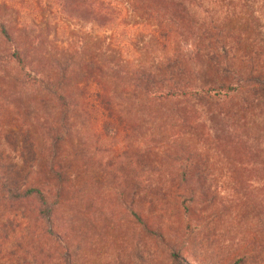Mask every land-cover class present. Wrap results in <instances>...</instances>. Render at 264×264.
<instances>
[{
  "label": "rangeland",
  "instance_id": "obj_1",
  "mask_svg": "<svg viewBox=\"0 0 264 264\" xmlns=\"http://www.w3.org/2000/svg\"><path fill=\"white\" fill-rule=\"evenodd\" d=\"M104 1L112 15L104 26L82 17V1L71 14L56 0L2 1L0 21L32 58L30 74L62 76L69 104L63 110L54 89L27 85L13 45L0 39V151L35 147L32 171L53 208L42 219L33 200L0 199V264H264V103L250 108L241 92L153 109L143 88L175 57L189 69L180 86L227 84V67L211 72L203 58L209 40L223 42L220 63L264 72V0L156 7L177 22L130 0ZM180 179L209 185L207 202L187 197L175 207L166 194L147 227L129 215L136 184Z\"/></svg>",
  "mask_w": 264,
  "mask_h": 264
},
{
  "label": "trees",
  "instance_id": "obj_2",
  "mask_svg": "<svg viewBox=\"0 0 264 264\" xmlns=\"http://www.w3.org/2000/svg\"><path fill=\"white\" fill-rule=\"evenodd\" d=\"M3 0H0V8L4 5ZM5 1V0H4ZM59 8L65 13H74V2L82 1V17L89 21L95 22L101 26L106 25L108 21H111V14L106 9L104 0H56ZM141 5L140 8L148 11V16L154 18H160L177 22V17L171 16L168 13L159 11L156 7L159 4L172 5V0H130ZM184 1V0H182ZM189 1L190 0H185ZM204 27V26H203ZM197 34L204 37L209 36L206 28L199 30ZM0 39L5 43L13 45V52L11 59L14 64L23 73V80L29 86L44 87L47 90H53L58 103L63 110L68 107V100L66 96V86L62 80V76L55 83L51 81H44L40 77H33L30 73V69H27L28 62L33 63L24 51L21 49L18 41L12 34V32L6 27L4 22L0 21ZM207 45L203 48L206 53L203 54V58L207 59L208 68L211 72H226L227 67V84L220 85L218 87H207L196 90L185 88V85H181V79L184 78L187 69L186 65L181 63V59L176 57L173 59H165V65L161 70L156 73L147 74L143 81V88H145V94L148 95L150 106L155 109L160 104H164L169 101L187 98H215L219 95H223L227 98H232L240 95L241 92L249 96L250 108H255L264 103V72L256 65H252L249 61L239 62L238 65L233 62L224 61L220 63L217 55L218 51L223 48V42L207 41ZM200 48V46H199ZM197 49V52L199 50ZM244 65V66H242ZM60 66V64H58ZM234 76V78L230 77ZM233 82V84H228ZM52 88V89H50ZM229 96V97H228ZM256 100V103H255ZM254 105V106H253ZM36 160L35 147H19L17 150L13 148V153L4 154L0 151V199H4L5 202L20 203L27 200H33L36 203L34 213L42 219H48L53 214V208L50 206V187L48 184L39 183L35 179L32 171L33 165ZM263 176H264V158H263ZM192 172V171H191ZM165 186V187H164ZM261 190L264 198V179L261 183ZM210 192V186L204 182L186 181L180 179L178 181L169 182L166 185L151 184V186L141 187L136 184L133 191L134 202L132 206L128 208L129 215L143 227H147V218L155 217L156 214H160L163 211L166 194L172 199L175 207H183V203L187 197H190L189 202L193 203L196 199L199 203L207 202L208 193ZM217 191H214L212 196L216 195ZM55 196L60 197V191L56 190ZM198 196V197H196ZM196 198V199H195ZM264 207V204H262ZM188 212L189 209L185 208ZM65 252L62 250L60 254ZM11 256L14 253H10ZM29 256V253H24V257ZM17 262V261H16ZM12 264V263H11Z\"/></svg>",
  "mask_w": 264,
  "mask_h": 264
}]
</instances>
